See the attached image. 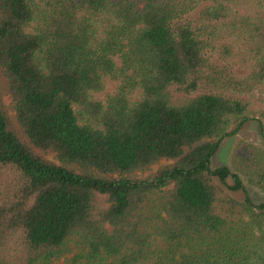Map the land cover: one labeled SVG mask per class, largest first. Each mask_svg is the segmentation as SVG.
<instances>
[{
	"label": "trees",
	"instance_id": "trees-1",
	"mask_svg": "<svg viewBox=\"0 0 264 264\" xmlns=\"http://www.w3.org/2000/svg\"><path fill=\"white\" fill-rule=\"evenodd\" d=\"M250 1L261 16L231 17ZM0 70L19 128L0 98V169L19 178L0 203V264H51L72 245V264H264V201L210 167L249 119L239 95L264 81V0H0Z\"/></svg>",
	"mask_w": 264,
	"mask_h": 264
},
{
	"label": "rangeland",
	"instance_id": "rangeland-1",
	"mask_svg": "<svg viewBox=\"0 0 264 264\" xmlns=\"http://www.w3.org/2000/svg\"><path fill=\"white\" fill-rule=\"evenodd\" d=\"M229 8L231 17L250 16L253 19H256L262 15L261 8L252 1L229 4ZM236 48H238V46H236ZM259 58V56H251L244 61L233 59V70H235L240 75L247 74L249 71H251L252 68L256 66ZM213 59H215L217 62L221 61L220 56L217 53L215 54ZM115 84V81L107 79L105 89L102 92L93 93V97L96 99H102L106 93H109L114 89ZM239 96L247 100L249 104V119L242 126H240L235 133L230 134L229 136L224 138L219 150L211 159L210 167L211 169H214L218 166L223 165L227 166L232 172L238 173L242 180V184L247 191V194H249L254 203H259L264 201V117H262L261 115V112L264 111V81L257 85L252 91L240 94ZM132 97H135V94H133ZM0 98L10 124L15 130L19 131L15 119V112L10 104V96L8 94L1 70ZM230 129H234V126H232ZM241 144H245L243 147L248 150L249 157L252 153L254 155H257L259 160L256 169L253 170L252 167H249L247 164H244L240 160L241 156L238 157L237 153ZM34 150L45 159L51 160L57 164L59 163L52 152H42L36 148H34ZM173 162V160L162 159L159 162L153 164L149 169L138 171L132 175H129V177L151 178L163 166L169 165ZM18 179V175L13 169L9 167H2L0 169V203L7 201L8 198L13 196L18 186ZM214 180L223 188L226 193H228L232 197L240 200L243 199V191H232L224 185L220 184L216 177H214ZM227 183L232 184L231 178L227 179ZM171 188L172 184L167 186L165 190H170ZM97 204L99 208H105L109 205L105 196L103 195L98 196ZM8 242V247L11 249L19 247V243L21 242L19 233H16L12 237H10ZM71 249V251L54 260L51 264H72L70 261L75 252V248L73 245L71 246ZM254 260L255 256H252L248 264H253Z\"/></svg>",
	"mask_w": 264,
	"mask_h": 264
}]
</instances>
